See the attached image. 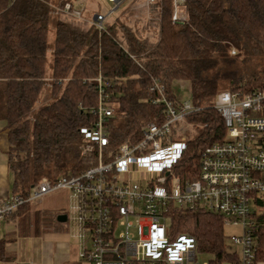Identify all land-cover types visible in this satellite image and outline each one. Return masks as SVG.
Listing matches in <instances>:
<instances>
[{"label": "trees", "instance_id": "trees-1", "mask_svg": "<svg viewBox=\"0 0 264 264\" xmlns=\"http://www.w3.org/2000/svg\"><path fill=\"white\" fill-rule=\"evenodd\" d=\"M68 1L76 4L0 0V120L8 128L13 194L28 198L43 180L55 182L95 165L92 156L82 155V147L85 129L97 119L100 75L109 82L104 93L113 103L107 149L138 141L148 122L164 120L165 103L158 100L156 82L176 105L181 101L174 83L190 82L195 110L186 121L193 134L186 138L174 172L183 181L197 179L203 149L227 135L214 107L218 93L264 88V62H259L264 59V0H185L187 19L178 23L172 21L173 0H161L150 22L155 31L146 35L119 15L100 32L54 11L52 5ZM57 216L28 201L6 218L16 220L20 235L27 236L66 230L67 223ZM259 222L257 264L264 261V214ZM170 227L175 234L193 235L200 251L214 254L211 264L239 261L216 212L174 206ZM0 254L12 264L3 242Z\"/></svg>", "mask_w": 264, "mask_h": 264}, {"label": "built area", "instance_id": "built-area-1", "mask_svg": "<svg viewBox=\"0 0 264 264\" xmlns=\"http://www.w3.org/2000/svg\"><path fill=\"white\" fill-rule=\"evenodd\" d=\"M126 1L108 0L109 12L96 11L93 17L82 3L52 7L101 32L108 17ZM145 1L150 8L161 2ZM184 1L173 0V23L187 19ZM97 81V119L85 129L82 147V155L92 156L95 165L55 182L43 180L28 198L19 194L0 198V219L25 202L65 188L71 202L66 223L80 243L82 264H200L196 238L173 233L170 220L174 206L205 209L220 214L225 227L239 229L227 236L239 256L232 264H257L256 232L264 210V88L218 93L214 107L223 117L227 135L203 149L199 177L183 181L174 167L185 151L187 137L178 130L195 110L191 100L176 105L156 82L158 100L165 103L164 120L148 122L138 141L107 149L106 124L113 103L104 93L109 82L101 75Z\"/></svg>", "mask_w": 264, "mask_h": 264}, {"label": "rangeland", "instance_id": "rangeland-1", "mask_svg": "<svg viewBox=\"0 0 264 264\" xmlns=\"http://www.w3.org/2000/svg\"><path fill=\"white\" fill-rule=\"evenodd\" d=\"M76 4L82 3L86 8V14L89 17H93L96 11L103 12L107 14L109 10L112 8L111 3L108 0H74ZM157 9L150 8L147 6L145 0H127L122 8L118 11H115L111 16L108 18H114L116 15L121 16V18L128 23L130 26L134 27L135 29L140 30L143 34H151L155 31L154 25H152V21L156 19ZM150 22L152 24H150ZM55 36L54 27L52 26L49 35H48V44H49V52H48V70H51V46L53 45ZM259 62H264V59H259ZM174 91L176 96L179 98L181 102L190 101L191 100V85L190 82L179 81L174 83ZM38 102L37 105H39ZM182 126L178 130V134L185 135L189 137L193 134L192 125L188 122H182ZM35 187L32 188V191ZM69 190L62 188L55 191H52L43 197L35 198L31 201L32 207L34 209H41V210H48L52 214V216H57L58 213L68 211L71 202H70V195ZM71 226V224H69ZM71 228V227H70ZM239 229L235 227H225V232L227 236L234 232H238ZM48 233V232H46ZM72 242V264H82L79 258V251H80V243L78 239H74ZM229 247L232 249H237V247L230 243L227 240ZM48 250V249H47ZM214 254L209 252L200 251L197 255V261L200 264H204L205 262H211L214 259ZM222 264H232L230 262H224Z\"/></svg>", "mask_w": 264, "mask_h": 264}, {"label": "crops", "instance_id": "crops-1", "mask_svg": "<svg viewBox=\"0 0 264 264\" xmlns=\"http://www.w3.org/2000/svg\"><path fill=\"white\" fill-rule=\"evenodd\" d=\"M8 151V128L6 122L0 120V198L13 194ZM74 239L68 224L63 231L25 236L20 235L16 220L6 217L0 219V244L3 242L5 255L13 259L12 264H64L72 261L71 241ZM0 264H6L1 254ZM259 264H264V261Z\"/></svg>", "mask_w": 264, "mask_h": 264}, {"label": "water", "instance_id": "water-1", "mask_svg": "<svg viewBox=\"0 0 264 264\" xmlns=\"http://www.w3.org/2000/svg\"><path fill=\"white\" fill-rule=\"evenodd\" d=\"M57 220L60 222H66L67 221V214L66 213H61L57 216Z\"/></svg>", "mask_w": 264, "mask_h": 264}]
</instances>
